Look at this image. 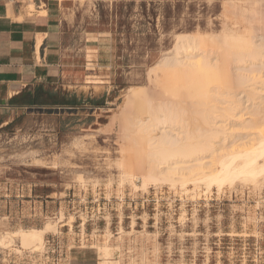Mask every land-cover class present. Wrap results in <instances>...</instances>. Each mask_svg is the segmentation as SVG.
<instances>
[{
    "label": "rangeland",
    "instance_id": "obj_1",
    "mask_svg": "<svg viewBox=\"0 0 264 264\" xmlns=\"http://www.w3.org/2000/svg\"><path fill=\"white\" fill-rule=\"evenodd\" d=\"M244 1H64L65 94L56 93L57 103L43 98L33 118L0 127V182L11 201L4 209L24 218L41 214L17 224L0 215V238L48 221L56 228L45 233L43 247L20 248L16 240L0 254H27L31 264H74L82 250L95 264H264V178L209 184L195 169L145 185L121 165L129 149L118 134L129 91L154 86L149 70L178 37L201 36L209 49L210 35L235 27L231 5ZM188 48L192 61L203 60L206 52ZM234 63L232 75L245 73L249 80L238 84L235 76L238 81L224 90L212 83L210 104L214 115L224 114L217 123L230 127L235 139L248 138L259 128L244 124L264 108V52ZM253 87L257 94H250ZM227 90L238 93L236 106ZM231 131H222L214 145L230 146ZM202 161H210L208 153Z\"/></svg>",
    "mask_w": 264,
    "mask_h": 264
},
{
    "label": "bare ground",
    "instance_id": "obj_2",
    "mask_svg": "<svg viewBox=\"0 0 264 264\" xmlns=\"http://www.w3.org/2000/svg\"><path fill=\"white\" fill-rule=\"evenodd\" d=\"M229 11V14L233 15L232 19L236 20L235 27L225 28L218 35H210L209 49L204 48L207 41L201 36L178 37L179 41L175 48L149 70V79L154 86L142 91L132 89L128 93L124 107L126 112L124 115L121 114L120 122L118 121L119 137L129 149L128 155H123L121 165L124 163L123 166L131 170L129 176L141 178L145 185L164 179L174 181L176 174L186 175L196 171L195 169L202 170L196 172H203V180H208L209 184L213 182L222 184L238 178L244 180L264 178V108L261 107L251 113L255 114V117L252 115L254 118L252 117L251 123L242 120L245 123L244 128L256 126L259 130L255 133L247 132V136H251L248 138L237 136L242 140L239 141L235 139V133L230 127L217 123L216 119L224 114L214 115L215 109L210 104L213 100L210 92L212 83L214 85L216 83L217 88L224 90L226 87L231 89L238 81L235 76L239 79L238 84L249 80L245 73L243 75L237 73L241 76L232 75V64L246 57L255 58L264 52V0L234 3ZM228 20L225 27L229 26ZM188 47H197L206 52L202 55L203 60L192 61L195 56L190 55L192 53L190 51H188L190 54L185 55L184 51L187 52ZM254 77L251 76L253 79ZM257 90V87H253L251 93L246 91L248 93L246 97L255 94ZM227 92L228 95L232 94L231 104L233 102L236 106L238 93L234 94L229 90ZM134 103L138 104L137 108L141 112L133 111ZM231 108L229 110L224 108L227 111L226 117L231 116L228 114ZM143 113L147 115L142 116ZM238 113H234V116ZM227 129L231 131L229 136L234 138L232 144L216 147L214 139L219 138L222 131L225 134ZM224 134L221 136L224 137ZM207 153L210 161L203 162ZM213 165L214 167H211ZM207 168L210 170L205 171ZM128 169L125 170L124 167L123 171ZM55 228V222L48 221L43 228L17 229L0 238V247L16 240L20 243V248L43 247L45 233Z\"/></svg>",
    "mask_w": 264,
    "mask_h": 264
},
{
    "label": "crops",
    "instance_id": "obj_3",
    "mask_svg": "<svg viewBox=\"0 0 264 264\" xmlns=\"http://www.w3.org/2000/svg\"><path fill=\"white\" fill-rule=\"evenodd\" d=\"M64 1L0 0V127L21 117L33 118L34 110L47 94H65L67 86L61 82L65 76L68 34ZM5 188L0 182V215L16 224L23 219L30 222L40 219V212L24 218L4 209L10 201ZM82 252L75 256L74 264H95L93 257L87 259ZM0 257L1 264L5 260H8L5 264L32 261L30 255L13 251L1 253Z\"/></svg>",
    "mask_w": 264,
    "mask_h": 264
},
{
    "label": "trees",
    "instance_id": "obj_4",
    "mask_svg": "<svg viewBox=\"0 0 264 264\" xmlns=\"http://www.w3.org/2000/svg\"><path fill=\"white\" fill-rule=\"evenodd\" d=\"M47 97H48V100H51V101H54V102H59V101H61L60 99H59V97H57V95L56 94H51V93H49V94H47ZM64 102L66 103L67 101L64 99Z\"/></svg>",
    "mask_w": 264,
    "mask_h": 264
}]
</instances>
